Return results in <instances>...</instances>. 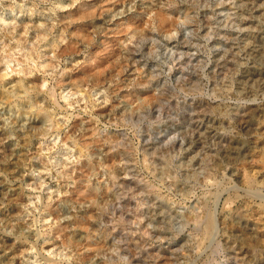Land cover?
<instances>
[{
  "label": "rangeland",
  "instance_id": "374dc122",
  "mask_svg": "<svg viewBox=\"0 0 264 264\" xmlns=\"http://www.w3.org/2000/svg\"><path fill=\"white\" fill-rule=\"evenodd\" d=\"M0 17V264H264V0H0Z\"/></svg>",
  "mask_w": 264,
  "mask_h": 264
},
{
  "label": "bare ground",
  "instance_id": "6f19581e",
  "mask_svg": "<svg viewBox=\"0 0 264 264\" xmlns=\"http://www.w3.org/2000/svg\"><path fill=\"white\" fill-rule=\"evenodd\" d=\"M61 6V5H60ZM181 8L179 7V6H176L175 4L173 5V6H171L170 7V10L169 11H175V12H179V10H180ZM83 14H84V12H83ZM82 17V15L80 16V18ZM184 17H186V14L184 13L183 14V18ZM121 18V17H120ZM62 19V18H61ZM243 19V18H242ZM0 20H1V17H0ZM154 21H155V23H156V26L159 28V29H167V28H172V27H174L175 26V22H176V19L173 17V16H171V15H168V14H165V12H162V11H159V10H157V11H155L154 12ZM62 22V21H61ZM69 22H72V19H69ZM75 22V21H74ZM230 22V21H229ZM234 22V21H233ZM62 25H64V22H62ZM250 37V36H249ZM66 46H68V45H66ZM69 48H70V46H68ZM67 47V48H68ZM65 48V49H64ZM64 48H62V50H60V51H67L68 49L64 46ZM67 49V50H66ZM61 53H63V52H61ZM65 53V52H64ZM59 54H60V52H59ZM31 56V55H30ZM31 58V57H30ZM29 58V59H30ZM27 60V59H26ZM32 60V59H31ZM88 61V62H87ZM86 61V67H88L89 69L91 68V67H89V66H91V65H95V63L94 62H96L95 60H93V59H90V61L89 60H87ZM96 66V65H95ZM88 71V70H87ZM85 72V71H84ZM22 80V79H21ZM61 82H63V79L61 78V79H59V80H57L56 81V85H58V84H60ZM18 83H20V82H18ZM20 88L22 87L23 89H25V88H27V86H25L22 82L20 83ZM18 86V87H19ZM34 87H36L33 91H35V92H33V93H35V94H32L33 96H31V95H26L25 97H26V99H33L32 101V103H35L34 101H36V99H39L38 98V92H39V86H33V88ZM28 89V88H27ZM41 91V90H40ZM30 92V91H29ZM9 93L10 92H8L7 93V95L8 96H10L9 95ZM26 93V92H25ZM32 93V92H31ZM48 95H50L51 94V92H48L47 93ZM31 96V97H30ZM48 97V96H47ZM51 97V96H50ZM22 112V114H24V115H22L21 116V118L19 119V121L16 123V125H15V128H16V130H17V132H22V131H29V130H34V131H36V130H38V132H39V130H40V128H41V124H43L45 121H48V120H51L50 119V115L45 111V110H43L42 108H40V109H37L36 111H35V116H36V119L35 118H31L30 116H27L26 114H28V111H21ZM210 210V209H209ZM206 215V214H205ZM195 216V215H194ZM196 217V216H195ZM194 219V218H193ZM195 220V219H194ZM203 221V220H202ZM205 222H206V232L209 234L213 229H212V227H213V220H212V217H211V215L208 213L207 214V216H206V219H205ZM201 223V222H200ZM197 224V223H196ZM205 224V223H204ZM203 232V231H202ZM207 234V235H208Z\"/></svg>",
  "mask_w": 264,
  "mask_h": 264
}]
</instances>
